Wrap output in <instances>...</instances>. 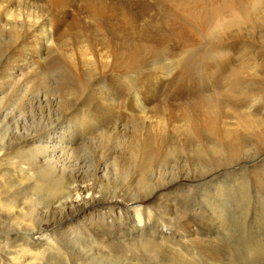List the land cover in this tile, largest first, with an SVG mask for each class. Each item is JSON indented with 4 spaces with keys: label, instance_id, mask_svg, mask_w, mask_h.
I'll return each instance as SVG.
<instances>
[{
    "label": "rangeland",
    "instance_id": "374dc122",
    "mask_svg": "<svg viewBox=\"0 0 264 264\" xmlns=\"http://www.w3.org/2000/svg\"><path fill=\"white\" fill-rule=\"evenodd\" d=\"M208 1L209 4L207 2V6H210L213 2H210L212 0ZM216 1L217 0H215V2ZM255 1L245 0L242 2L241 0V2L239 1L240 5L239 3L237 4L241 9L243 7L242 10H251L252 13L258 16V14L260 15L264 10V0H259V4ZM255 3H257L258 6H256L257 4L254 6L253 4ZM260 4L263 6L261 5L262 7H259ZM175 6L174 10L178 8V10L181 11L176 9L177 16L175 15V17L177 18L176 21L174 20L176 23L174 21L170 24L166 22V20L168 21L169 19L168 17L167 19H162V22L164 21L163 24L160 20L153 22V24L150 23L151 26L158 24L154 27L152 26V28L150 24L146 22L149 24H146V27L152 28H149L151 31L148 30V27L142 28L145 27L144 21V23L142 21L137 23L138 27L140 26L139 30L138 27H134L135 29H132L133 31L130 32V35L123 34L122 31H119L120 29H116V31H119V33L115 31L116 36L115 33L112 34L109 32L106 25L105 28L108 30L104 28L103 31L98 30L99 27L96 25H81V27H83V25L86 27H83V30L88 29V26L94 27V29L91 27L93 31H89L90 28L87 30L90 33L87 32L85 34L86 30L82 32L81 34H83V36H89L91 32L93 33L95 30H98V32H105V34H107L108 31L111 33V36H115V39L116 37L120 39L122 35H125V38L122 36L124 39H128L126 36H130L127 44L125 43L127 39H120V41H124L120 43L119 40L116 41L114 39V36H112V38L110 34H108L110 39H112L111 44L113 45L115 43L113 45L115 48L125 43L123 46L126 47L122 46V49L117 48V51L122 50V53L125 52L128 46H131L130 48L134 46L131 45L132 42H139L140 44V41L144 38L143 36L148 34L146 31H150L151 33L154 32L153 34L150 33L153 37L149 34L145 36L146 39L147 36H149V39H152L153 42L149 39H143L141 44L144 42V47L138 44L139 48H144L147 52L141 49V52L144 50L141 54L140 51H138L139 49H135L138 47L137 45V47H133L135 50L132 48L134 53L137 51L136 53L141 54L139 55V57L141 56L140 62L138 54L136 53L137 57H135V59L137 58V60L134 59V56L133 59L130 58L132 57L130 56V52L132 51H130L131 49L129 50V48L126 49L125 52L127 56H125V54L120 55L121 52L119 53L116 51L120 59H118L119 57L117 54L115 55L116 57L113 56V53L108 56L105 54L107 61V57L110 55V57L113 58L111 59L109 57L110 63H108L109 61L106 62L105 57L103 58L101 54H97L101 59L96 57L97 60H95V55L93 56L94 58L89 57L90 59L93 58L95 61L100 60L101 62L103 59L105 65L102 67L100 66L101 63L96 64L99 61L95 63L93 59V62L91 61L90 64V59L88 57L89 60L86 58V62L82 60L83 58H79L81 62H84H82L81 65L79 64V60H76V62L73 58L69 57L70 55L67 53L66 55L64 52L60 51L62 54L59 52L56 56L64 54L63 56L66 58L63 57L61 60V58H59L60 56H58V58L55 57V55L54 57L52 56L54 59L50 58L45 62L46 64L49 62V66L45 64V67H43L42 65L44 64L42 63L37 70L38 72L36 71L37 73L32 75L33 78L31 77L30 80L26 81L20 79L19 77L22 76L18 75L14 76L15 78H11V63L0 56V264H127L128 261H126L127 258L124 254H128V256L134 255V259H138L137 261L141 264L143 262V264H145L146 261L151 264H156L155 262H163V264H200L194 255L189 256V258L191 257L189 259L187 255H180L177 251L171 254H164L163 248H158L151 244L145 245L144 241L140 240V234L143 232L146 238L149 237L153 231L152 229H154L153 226L156 224L159 225V228L165 229L166 234H169L171 240H179L178 242L180 245L186 247V249L190 248L192 244L189 241L181 240V236L192 238V233L194 231L197 232V237H203V240H205L201 241V243L203 242L201 245L205 249L203 251L205 253L208 252L209 255H211V253H215V256L220 254L221 257L220 255L217 257L218 260L221 261V264H264V207H262L263 204L261 203H264V193L258 189L261 184L264 185V149L260 152L261 148L258 145H253L255 140L251 138L250 141L247 142L249 144L243 146L241 148L242 150H240L237 155L239 160L235 157L230 160L231 163H229V161L226 163L220 161L224 163V165L218 166L217 163H219V160L215 158V154L213 153H215L217 149L221 150L222 148L224 150H229L231 146L221 145L225 143V140L224 142L222 141V143L213 140L215 131L218 128L215 126L214 122L210 125L204 122V120L210 118L209 116H212L211 114L214 116L215 111L218 109V112L222 111L224 115L227 113L225 120L228 121L226 125L229 128H221V133H224L223 135L226 139L230 135H233L232 127L235 126L233 128H236V122L239 121L240 124L249 125V120L243 117V115L247 117L248 115L241 112V114H243L240 116V112L234 109L235 104L241 105L242 103L245 105L242 109H250V111H253L251 109L257 107V113H259L258 110H262L261 107L264 105H262L261 102L264 100V97H259L261 98V102H251L254 105V107L251 108L247 106V104H251L249 99L245 101L244 98L242 100L232 98L228 102L226 98L233 96H229V93L227 97L224 96L225 94L222 95L223 91L229 90L228 88H224L226 86L227 77L224 76V78H222L221 84L215 83V75H218L217 67L220 66V64L233 65L238 63V61L229 58V50L212 48V46H210L211 42L215 40L216 42L224 40L242 43L240 40L244 39V37L247 40L248 36L242 38L238 35L237 28L232 30V32L236 31L237 35L231 33L232 36H230L229 33L227 34L229 37H227V35L225 37V35L221 33V36H219L220 30L215 29V33L195 34L194 36H197L198 40L194 37V42L190 45L189 40L186 38L189 32H191L190 29H188L190 26V13L188 10L184 11L185 9L182 11L184 7ZM161 7L162 6L159 7L160 10ZM253 9L255 10L253 11ZM257 9H260L259 12H257ZM178 13H181L179 14L180 17L182 16L181 18L179 17V19ZM182 13L184 15H182ZM243 17L242 15L241 18ZM235 18L236 12H230L223 20L231 21ZM242 21L243 20H241V23L237 22L236 26L242 27L245 25L244 21L247 20L244 19V21ZM167 23L169 26L172 24L176 26L172 25L169 29V26L166 25ZM177 23L180 24V27ZM182 25L188 34H185L186 31L183 28V32L181 31ZM96 27L97 29H95ZM156 27L163 29L158 30ZM171 27H175V29H173L174 32L172 31L174 33L173 36L169 35L171 34ZM136 28L140 34L139 32L137 33ZM167 28L169 30H166ZM179 28L180 30L178 31ZM143 29H145L144 35H142ZM153 29H155V31H153ZM175 30L179 38H182V41L185 40L188 45L176 39L178 37ZM244 30L243 28V32ZM156 31L159 34H157ZM10 32L11 31L7 32L4 38H2L4 44H6L7 41V44H9L15 39V36L12 37L14 35L13 32H11V35H8ZM95 32L90 36L91 38L94 37L93 39L96 38V40L99 38L97 40L98 42L103 34L100 36V33L98 34L97 31ZM163 32H167L168 34H164ZM181 32H185L183 34L184 37ZM117 33L121 35H119L120 38H118L119 36ZM138 34L140 36L142 35L143 38ZM222 34L225 38L222 37ZM96 35L98 38L95 37ZM167 35L170 37L168 38ZM175 35L176 37L172 38ZM209 35L213 36L210 37ZM257 35L258 38L256 37V41L261 47H258V49H260L257 50L255 54L261 53L259 54L260 56H255H258V60H260L258 61V66H262L261 68L264 69V29ZM83 36L81 35V40H79L80 38L77 39L78 43L79 41L82 43ZM171 38L175 39L174 42H172L173 40ZM132 39H136L137 41L134 42ZM105 40L107 41V39ZM105 40L101 39V41H99L100 47L101 44H104ZM3 41L1 42L2 44H0V55L7 47H5ZM129 41L131 42L130 45ZM93 42L95 43L96 41L94 40ZM117 42L120 44L118 45ZM80 43H76V46L78 45L79 47ZM145 43H149V45L146 44L147 46H145ZM108 44L109 46L111 45L110 42ZM95 45L98 46L96 43ZM112 45L111 49H114ZM28 48L30 49V46L25 47L24 51L26 52ZM31 49L35 50V48L32 47ZM242 49L238 50V48H236L235 51L241 52ZM127 53H130V55L128 56ZM134 53L132 55H135ZM242 54L244 55L243 59H245V54ZM70 58L73 59L75 65L72 64V60L67 62ZM114 58L117 59V61ZM121 58H128V62L126 61L128 65L125 60V63H123ZM130 59L132 60L131 62ZM63 60L65 66L62 63ZM133 60L136 62H133ZM50 61L52 63H50ZM54 61L55 63H59L55 64ZM111 61L113 66L111 65ZM114 61L115 63L113 64ZM69 63L72 66H76L77 64L81 66L78 67L77 65L79 69L71 70L73 69L71 65L66 66L69 65ZM94 63L98 67L95 66V70L93 69ZM119 65H121L122 71ZM53 66L56 67L53 68ZM111 66L113 68L117 66L118 73L117 69L110 68ZM46 67L52 70L49 71ZM255 67L253 66V68ZM8 68L9 70H7ZM100 70H103L105 74ZM108 71L109 73H107ZM248 71H250V69H248ZM256 72H258V69ZM100 74L102 76H100ZM95 77L99 78V81L95 82ZM252 80L249 79L246 81L245 85H243V87H245L244 89L258 94L264 93V91H262L264 90V88H262L264 87L263 84L261 83V86L258 80ZM211 82H213V84H211ZM137 88H140L144 98L150 101L146 108H148L147 111L149 112L147 114L151 115L152 118L154 117L153 119H143L141 116H139V118H137L138 116L133 117V115H139L138 110L140 109L136 107H130L131 109L128 110L129 112L135 110L133 112L135 114L123 110L121 106L122 102H131L132 96ZM161 88L166 91L165 94L167 96L175 88H179L175 94L176 97L174 96L173 99L175 101L161 97V95H159ZM189 88L192 89L190 90ZM201 88L205 90L201 91ZM227 92L228 91H226V93ZM33 96L34 98L31 100L33 102L31 103L28 98ZM39 99H41V105L38 104ZM196 102L197 104L199 103L200 107L203 106L200 108V111L202 109V113L196 109ZM226 102H228V104ZM258 103L259 106H257ZM186 104L190 105V108L185 107L187 106ZM78 105H80L79 109L76 108L75 111V107ZM39 106H41V108ZM223 106H225V108ZM231 106H233V108H231ZM151 107L155 109V111L157 110L164 113L167 110L172 113V116H179L178 120L181 122L182 119V124H184L185 117L187 121L191 118L194 123H199V125H197L198 129L204 123V127L202 126L199 130L202 135L205 132L203 136L205 139L202 142L205 148L197 144L198 142L193 143L189 133H187L188 131L185 130L184 127H181L182 132L181 130L178 132L180 128L178 130L176 129L180 127L179 124L181 125L178 121L175 125L173 124L169 127V130H167L168 133L165 131L166 133L163 132L164 134H161L166 139L160 138V136L157 137L156 134H160L165 126L163 127L162 124V127L159 126V128L154 125V121H156V116H154V114L156 115L157 113ZM157 107L158 109H156ZM191 108L195 110L193 111ZM82 110H86L85 112L91 110V114L94 113L93 118L91 114H89L85 119L86 121L83 120V116L80 113ZM190 112H192V114ZM179 113L181 115H179ZM193 113H197L195 114L196 116L193 115ZM262 113L257 114L258 117L260 116V120L256 117V122L258 121L260 123V121H263L261 124L264 125V112ZM81 119L83 121H81ZM195 120L201 122H195ZM209 120H207V122ZM166 134L168 136H166ZM247 136H252V134ZM171 140L173 141L172 144ZM162 141L165 142V145ZM258 144L262 145L263 143L260 144L259 142ZM66 145L67 147H65ZM60 147H65L67 153H72L73 160L71 161V166L61 174L56 171L49 172L48 175L44 172L41 173V171H43L42 163L45 162L43 158L44 152L47 151V153H49L55 151V155H58L60 153ZM164 148L165 151L163 150ZM183 149L188 154L186 156L191 158L184 168L182 167L183 163L180 161L179 167L176 166L175 163H169V166L164 165L168 160L173 161L171 155L175 154L178 157H184L185 154L181 153ZM255 149L258 153L255 152ZM106 155H109V159L106 161L108 163L101 161ZM153 155H157L158 157L161 155L157 158L156 161L158 162L154 166L151 164L154 158ZM166 155H169L167 159L160 162V159ZM198 155L209 158H207L206 161L204 160L205 162L202 165L203 168L200 171L195 168L198 166L192 165L193 158H197ZM77 159L79 163L77 166H74L73 164H76L74 160ZM162 166L163 168L165 166L163 169V171L165 170L164 172L160 170ZM175 168L178 169L176 170ZM180 168L182 172L179 171ZM196 169L200 173H198V171L195 172L194 170ZM207 169L209 170L207 171ZM227 170H230V172ZM183 171L188 172L184 173ZM206 172L210 173L206 174ZM132 173L136 175L135 181L132 185L127 186V180ZM251 174L257 177V184L256 182L255 184L254 182H250L254 192L251 197L256 206L254 209L249 208L248 203H243L240 200L238 204L239 201H235L237 197L234 190L236 186H234L235 182L244 181L246 179L245 177L248 176L247 178H249ZM258 182L260 183L258 184ZM80 190L81 196L85 200H81L80 196L77 194ZM134 198H140L142 200L139 206H143L144 210H141L142 214H140L142 215L141 217L145 218L147 221L146 227L141 233H139L140 231L135 233L133 228L136 225V218L134 221L133 216L136 217L135 212L139 210H136L139 203L132 202ZM167 218L169 219L167 220ZM157 242L161 243L159 241ZM122 244H131L134 246L133 248L127 247L129 251L125 250L127 252L124 254L122 249L113 248L114 246L116 247ZM106 251L109 252V256L104 255ZM102 252H104V254H102ZM222 257L223 259H221ZM228 257L231 258L229 259ZM149 258L150 260L152 259V262ZM162 259L164 260L162 261Z\"/></svg>",
    "mask_w": 264,
    "mask_h": 264
},
{
    "label": "bare ground",
    "instance_id": "6f19581e",
    "mask_svg": "<svg viewBox=\"0 0 264 264\" xmlns=\"http://www.w3.org/2000/svg\"><path fill=\"white\" fill-rule=\"evenodd\" d=\"M205 1L206 0H0V41L2 40L3 41V39L2 38H4V36L7 34V32H9V31H11V32H13L14 33V35L12 36V37H14L15 39L12 41V42H10L9 44H7V42H6V44H4V41H3V44L5 45V49L1 52V55L0 56H2L1 58H4V59H6V60H8L11 64V74H10V77L11 78H13L14 76H16V75H18V76H22V77H19L20 79H23V80H26V81H28V80H30L31 79V77H32V75L35 73H37L38 71V69L40 68V66L42 65V63L44 64V65H42L43 67H45V62L48 60V59H50V58H52V59H54L53 57H54V55H55V57H57L58 58V56H60L59 58H61V60L63 59V57H65V56H63V55H61L62 53L60 52V51H62V52H64L65 54L67 53L68 55H70L69 57H71V58H73L75 61L77 60H79V58L80 59H82V60H84V62H86L87 60H86V58L88 57H93L94 55H95V60H97L96 59V57H99L97 54H101V55H103L102 57L104 58L105 57V59H106V56H108L109 54H112L113 53V56H115L116 54H117V52H121L120 53V55H124L125 54V52H126V49H128L129 48V50L130 51H132L133 52V50H132V48L134 47L135 48V46L137 45L138 46V44H139V42H136V43H131L130 41H131V39H130V41H129V45H130V43H131V45L133 46L132 48H130L131 46H128L127 44V42H128V39H129V37L130 36H126V37H128V39H127V41H125V43H127L126 45L128 46V48H124L125 49V52H123L122 53V50H119V51H117V48H121L122 49V46L123 45H125V43L124 44H122V45H120V46H118L120 43H123L124 41H120V39L122 40V38L124 37L125 38V35L122 37L120 34H118L119 33V31H122L123 32V34H128V35H130V32H132L133 30V28L134 27H138V24L137 23H139V22H143L144 24H145V27H142V28H147L146 27V22H148L149 24L151 23V24H153V22H157V21H161L162 22V19H164V18H168L169 17V19H168V21L166 20V22H169V24L170 23H173L172 21H176V18L177 17H175V15L177 16V10H178V8H175V10H174V6L176 5H178V6H180V7H184V8H182V11H183V9H185L184 11H187L188 10V12L190 13L189 15H190V26H189V28L188 29H190V31L191 32H189V35L186 37L188 40H189V43H190V45H191V43L193 44V42H194V37H195V39L196 40H198L197 39V36H194L195 34H211V33H215V29L216 30H220V32L219 31H217V32H219L220 34H219V36H221V33H223L224 35H225V37H226V35L227 34H229L230 33V36H232V34H236L237 32H238V35H240L242 38L244 37V36H248L247 37V40L245 39V37H244V39H241L240 41L242 42V43H237V42H230V41H217L216 42V40L215 41H213V42H211V44H210V46H212V48H214V49H220V50H229V58H233V60H237L238 61V63H236V64H233V65H231V64H220V66H218L217 67V71H218V75H215V79H216V82L215 83H218V84H221V81H222V78H224V76L225 77H227V82H226V86L224 87V86H222V87H224V88H228L229 90H225V92L223 91V94L222 95H224V96H228V93H229V96L231 95V96H233V97H228V98H226V101H228L229 102V100H231L232 98L233 99H239V100H242L243 98L245 99V101L247 100V99H249V101H250V103L252 102H256V101H258V102H261L260 101V99L261 98H259V97H264V93H260V94H258V93H256V92H253V91H249L248 89L247 90H245L244 88L245 87H243V85H245V83H246V81L247 80H249V79H254V80H258V83H260V85H261V83L263 84V86H264V69L263 68H261V67H259L258 66V64H259V62L258 61H260V60H258L259 59V57L258 56H255V55H259L260 53H258V54H255V52H257V50H259L258 49V47H261L260 46V44H258L257 43V41H256V37L258 36L257 34H259V32L262 30V29H264V10L260 13V15L258 14V16H256L257 14H254V13H252V11L251 10H242L243 9V7H242V9L239 7V5H240V3H239V1L241 2V0H217L216 2H215V0L213 1H210V2H213V3H211L210 4V6H207V2H208V4H209V1L207 0L206 1V4H205ZM245 0H242V2H244ZM255 1V0H254ZM259 1V0H258ZM258 1H255V2H257L258 3ZM262 1V0H261ZM237 3H239V5L237 4ZM257 3H255V4H253L254 6L257 4ZM260 3V2H259ZM258 3V4H259ZM261 3H263V2H261ZM242 4V3H241ZM258 4L256 5V6H258ZM159 5V6H158ZM262 4H260V6L259 7H262L261 6ZM158 6V7H157ZM160 6H162L161 7V10H160ZM175 6V7H176ZM177 6V7H178ZM241 9V11H240V9ZM244 9H247V8H244ZM248 9H250V8H248ZM160 10V11H159ZM255 9H253V11H254ZM258 10V11H257ZM256 11L257 12H259V10L260 9H257ZM178 11H180V10H178ZM251 11V12H250ZM255 11V12H256ZM181 12V11H180ZM230 12H236V18L234 19V20H231V21H224L223 20V18L226 16V15H228ZM162 13V14H161ZM184 13V12H183ZM182 13V15H184V14H187L186 12L183 14ZM179 14H181V13H178V15ZM254 14V15H253ZM242 15L244 16L243 18H241L242 17ZM255 16V17H254ZM179 17H180V15L178 16V19H179ZM182 17V16H181ZM180 17V18H181ZM239 18V19H238ZM226 19V18H225ZM243 20L244 21V19L245 20H247V21H244L245 22V25H243L242 27L241 26H236V23L237 22H240L241 23V20ZM170 20V21H169ZM182 20H183V18H182ZM184 20H186V19H184ZM174 21V22H175ZM178 21V20H177ZM179 21H181V20H179ZM242 21V22H243ZM160 22V23H161ZM165 22V23H166ZM164 23V21L162 22V24ZM176 23V22H175ZM240 23H238V24H240ZM82 24H84V25H92V26H94V25H96L97 27H99L98 28V30H104V28H105V25L107 26V28L109 29V32H111L112 34L113 33H115V31H116V29L117 30H119V31H116V32H118L117 34H118V36L120 35L121 36V38H120V36L118 37V38H120V39H117V37H116V39H115V36H116V33H115V36L114 35H112V36H114V39L117 41V40H119L120 41V43L118 44V42H117V46L118 47H116L115 48V46H113L112 44H111V40L112 39H110V37H109V35L108 34H110V36H111V33H109L108 31H107V34H105V32L103 33L102 31L101 32H98V30H95V31H97V33L100 35V36H102L101 34H103V36H102V38L101 39H103V40H105V39H107V41L105 40V42H104V44L102 45L101 43V47H100V45H99V41H101V39L97 42V40L99 39L98 38V36L96 35L95 37H97L98 39L96 40V38L95 39H93V38H91V34L93 35V33L95 32H91V34L88 36V35H86V36H83V34H81L82 32H84L85 30H86V32H85V34L87 33V32H89V31H93V30H91V27L90 26H88L89 28V31H87L88 29H84L83 30V27L84 28H86L84 25H83V27H81V25ZM144 24H143V26H144ZM149 24H147V25H149ZM151 24H150V27H154L155 25H158V24H155V25H152L151 26ZM169 24L167 23L166 25L167 26H169ZM178 24V23H177ZM136 25V26H135ZM140 25V24H139ZM165 25V24H164ZM166 25H165V27H166ZM172 25H175V24H172ZM172 25H170V26H172ZM179 25V27H180V24H178ZM185 25V24H184ZM141 26H142V23H141ZM170 26H169V29H170ZM176 26V25H175ZM97 27L95 28V29H97ZM150 27H148V30H150V29H152V28H150ZM160 27H161V25H160ZM178 27V26H177ZM184 26L182 25L181 26V31H182V28H183ZM215 27V28H214ZM93 29H94V27H92ZM107 28H105V30L107 29ZM139 28H140V26L138 27V30H139ZM141 28V29H142ZM150 28V29H149ZM156 28H158V27H156ZM214 28V29H213ZM235 28H237V32L236 31H234V32H232V30L233 29H235ZM243 28L245 29L244 30V32H243ZM107 29V30H108ZM135 29V28H134ZM163 28H161V29H159L158 28V30H162ZM168 28L166 29V30H169ZM173 29H175V27H171V31H170V33L171 34H169L170 36H173L174 35V31H173ZM185 31H186V29L185 28H183ZM83 30V31H82ZM136 30H137V28H136ZM137 30V33L139 32ZM144 31L142 32V35H144V32H145V29H143ZM147 30V29H146ZM157 30V29H156ZM157 30V31H158ZM180 30V28L178 29V31ZM210 30V31H209ZM214 30V31H213ZM151 31V30H150ZM150 31H146V32H148V34L149 35H151V34H153L154 32L153 31H155V29H153V33H151ZM156 31V32H157ZM173 31V32H172ZM176 31V30H175ZM189 31V30H188ZM8 33V35L10 34H12V33ZM121 32V33H122ZM135 32V31H134ZM133 32V33H134ZM156 32H155V34H156ZM159 32V31H158ZM157 32V34H159ZM183 32V31H182ZM181 32V34H182V36H183V34L185 33H182ZM206 32H208V33H206ZM216 32V33H217ZM90 33V32H89ZM151 33V34H150ZM164 33V32H163ZM162 33V34H163ZM167 33V32H166ZM166 33H164V34H166ZM175 33H177V31L175 32ZM232 33V34H231ZM240 33V34H239ZM254 33H256V34H254ZM95 34H96V32H95ZM94 34V35H95ZM139 34H140V32H139ZM138 34V35H139ZM148 34H146V35H148ZM163 34V35H164ZM168 34V33H167ZM185 34H188L187 33V31H186V33ZM218 34V33H217ZM222 34V37H224V35ZM234 34V35H235ZM262 34V33H261ZM7 35V36H8ZM81 35L83 36L82 38V43H80V41H79V43H80V46L78 47V45L76 46V43L77 44H79L78 43V41H77V39H79L80 37H81ZM134 35H135V33H134ZM134 35H132V36H134ZM137 35V36H138ZM142 35L140 36L141 38H143V39H145V40H147V39H149L150 37L149 36H147V39L145 38V36H143L142 37ZM162 35V36H163ZM177 35V37L178 38H176V39H178V40H181L182 41V38H179V36H178V33L176 34ZM176 35L174 36V37H172V38H175L176 37ZM237 35V34H236ZM99 36V37H100ZM111 36V37H112ZM138 36V37H139ZM159 36V35H158ZM168 36V35H167ZM170 36H168V38L170 37ZM186 36V35H185ZM210 37L211 36H213V35H209ZM218 36V37H219ZM11 37V36H10ZM85 37V38H84ZM139 37V38H140ZM151 37H153L152 35H151ZM184 37V36H183ZM199 37V36H198ZM209 37V38H210ZM221 37V38H222ZM224 37V38H225ZM227 37H229V35H227ZM261 37V36H260ZM113 38V37H112ZM123 38V40H126V39H124ZM133 38V37H132ZM137 38V37H136ZM171 38V39H172ZM208 38V37H207ZM216 38V37H215ZM220 38V39H221ZM258 38V37H257ZM7 39H8V37H7ZM143 39L140 41L139 39V41H140V44L139 45H144V42L141 44V42L143 41ZM171 39H169V40H171ZM183 39H185V38H183ZM186 39V40H187ZM219 39V40H220ZM226 39H229V38H226ZM6 40V39H5ZM79 40H81V38L79 39ZM96 41L95 43L96 44H98V46L97 45H95V43L93 42V41ZM114 40V41H115ZM134 42L135 41H137L136 39L134 40V39H132ZM144 40V41H145ZM150 40V39H149ZM148 40V41H149ZM161 40V39H160ZM173 41L172 42H174V40L175 39H172ZM209 40V39H208ZM214 40V39H213ZM258 40V39H257ZM1 41V42H2ZM77 41V42H76ZM115 41V42H116ZM150 41H152L153 42V40L151 39ZM0 42V44H2ZM110 42V44L112 45V47L114 48V49H111V45L109 46V44L108 43ZM151 42V43H152ZM170 42V41H169ZM182 42H185V40L184 41H182ZM239 42V41H238ZM259 42V41H258ZM181 43V42H180ZM82 44V45H81ZM147 43H145V46H147V45H149V43L146 45ZM158 44V43H157ZM156 44V45H157ZM174 44V43H173ZM172 44V45H173ZM176 44H177V42H176ZM185 44H187L188 45V43L187 42H185ZM184 44V45H185ZM150 45H152V44H150ZM178 45V44H177ZM27 46H30V49L28 48L27 50H26V52L24 51V49H25V47H27ZM136 46V47H137ZM3 47V46H2ZM31 47L32 48H35V50H32L31 49ZM123 47H126V46H123ZM144 47V46H143ZM149 47H151V46H149ZM179 47V46H178ZM244 47V48H243ZM133 48V49H134ZM236 48H238V50H240V49H242L241 50V52H239V51H235V49ZM123 49V50H124ZM136 50L137 49H139L138 51H140V53L142 54L143 52H144V48H139V46L137 47V48H135ZM134 49V50H135ZM141 49H144V50H142L143 52H141ZM148 49V48H147ZM155 49V48H154ZM128 50V51H129ZM262 50V49H261ZM264 50V49H263ZM117 51V52H116ZM127 51V52H128ZM146 51V50H145ZM59 52L61 53L60 55H58V56H56L57 54H59ZM132 52H130L131 53V55H130V53L128 54V56L130 55V56H132V57H130L131 59H133V56H134V59H135V57H137V55L136 54H138V53H134L135 55H132L133 53ZM147 52V51H146ZM259 52V51H258ZM227 53V52H226ZM225 53V54H226ZM242 53H244L245 54V59H243L244 58V55L242 54ZM66 54V55H67ZM105 54H107L106 56H105ZM141 54H138V58H139V62L141 61L140 59V57H139V55H141ZM143 55H145V54H143ZM227 55H228V53H227ZM53 56V57H52ZM62 56V57H61ZM111 56V55H110ZM109 56V57H110ZM117 56L119 57L118 59H120V56H119V54H117ZM125 56H127L126 54H125ZM260 56V55H259ZM68 57V58H69ZM84 57H85V59H84ZM109 57H107L108 58V61H107V59L105 60L106 62H108V63H110V60H109ZM116 57V56H115ZM123 57V56H122ZM66 58V57H65ZM69 59L67 62H69V61H71L72 60V64H74L75 65V63H74V61H73V59ZM78 58V59H77ZM87 58V59H88ZM89 58V59H90ZM92 58V59H93ZM111 59H113L112 57H110ZM142 58H143V56H142ZM88 59V60H89ZM92 59H90V64H91V61H92ZM93 59V60H94ZM99 59H101V57H99ZM115 59V58H114ZM122 59V58H121ZM127 59V60H126ZM126 59H122L123 60V63H125L126 61L128 62V58H126ZM130 59V62L132 61ZM203 59V58H202ZM224 59V58H223ZM222 59V60H223ZM67 60V59H66ZM86 60V61H85ZM94 60V61H95ZM116 61H117V59H115ZM124 60H125V62H124ZM135 60H137V58L135 59ZM135 60H133V62H136ZM230 60V59H229ZM76 61V62H77ZM99 61V62H98ZM98 61H95V63L96 62H98V63H96V64H99V63H101L102 64V62L104 61L103 59H102V62L100 61V60H98ZM113 61V60H112ZM112 61H111V65H112ZM120 61V60H119ZM203 61V60H202ZM201 61V62H202ZM206 61V60H205ZM204 61V62H205ZM228 61V60H227ZM240 61V62H239ZM62 62V61H61ZM79 64H81L82 62L79 60ZM83 62V63H84ZM89 62V61H88ZM87 62V63H88ZM93 62V61H92ZM105 62V63H106ZM121 62V61H120ZM126 62V63H127ZM129 62V63H130ZM200 62V63H201ZM217 62V61H216ZM50 63H52L51 61H50ZM54 63H55V61H54ZM59 63V62H58ZM58 63H55V64H58ZM63 64H64V66H65V62H64V60H63V62H62ZM61 63V64H62ZM86 63V64H87ZM94 63V64H95ZM115 63V61L113 62V64ZM192 63H194V62H192ZM196 63H197V61H196ZM203 63V62H202ZM48 64V65H47ZM46 64V66H49V62ZM55 64H52V65H55ZM60 64V65H61ZM67 64V63H66ZM79 64H77L78 65V67L79 66H81V65H79ZM93 64V63H92ZM93 65L94 66V70H95V66L97 67V65ZM100 64V66L102 67L103 65H105L104 64V62H103V64L101 65ZM107 64V63H106ZM116 64H117V62H116ZM119 64V63H118ZM263 64V63H262ZM9 65V66H10ZM51 65V64H50ZM71 64L69 63V65H66V66H70ZM72 66L71 65V68L73 67V69H71V70H77V69H79L78 67H77V65L76 66ZM108 65H110V64H108ZM108 65H106V66H108ZM125 65V64H124ZM127 65H128V63H127ZM186 65V64H185ZM185 65H183V66H185ZM199 65V64H198ZM197 65V66H198ZM206 65V64H205ZM211 65V64H210ZM63 66V65H62ZM99 66V65H98ZM105 66V67H106ZM113 66V65H112ZM110 67V68H113V67ZM115 66V65H114ZM120 66V70L122 71L123 69H122V67H121V65H119ZM118 66V67H119ZM187 66V65H186ZM193 66V65H192ZM196 66V65H195ZM201 66V65H200ZM203 66V65H202ZM253 66L255 67V68H253ZM51 67V66H50ZM54 67H56V66H53V68ZM88 67V66H87ZM117 67V66H116ZM116 67H114L113 69H115ZM204 67V66H203ZM212 67V66H211ZM46 68H48V67H46ZM67 68V67H66ZM65 68V69H66ZM70 68V67H69ZM75 68V69H74ZM98 68V67H97ZM107 68V67H106ZM105 68V69H106ZM100 69H102V68H100ZM109 69V68H108ZM117 69V73H118V68H116ZM193 69V68H192ZM194 69H196V68H194ZM248 69H250V71H252V72H250V71H248ZM258 69V72H256V70ZM7 70H9V68L7 69ZM43 70V69H42ZM48 70H49V68H48ZM52 70V69H51ZM51 70H49V71H51ZM83 70V69H82ZM92 70V69H91ZM99 70V69H98ZM104 70V69H103ZM103 70L101 71V72H103ZM107 70V69H106ZM126 70V69H125ZM37 71V72H36ZM69 71V70H68ZM80 71V70H79ZM97 71V70H96ZM105 71V70H104ZM121 71H119V72H121ZM25 72V73H24ZM44 72V71H43ZM70 72V71H69ZM82 72V71H81ZM88 72V71H87ZM94 72V71H93ZM225 72H227V73H225ZM71 73V72H70ZM85 73H86V70H85ZM91 73V72H90ZM107 73H109V71L107 72ZM122 73V72H121ZM34 74V75H35ZM39 74V73H38ZM73 74V73H72ZM80 74V73H79ZM83 74V73H82ZM102 74V73H101ZM100 74V76H102ZM103 74H105L104 72H103ZM123 74V73H122ZM174 74V73H173ZM90 75V74H89ZM171 75V74H170ZM200 75V74H199ZM74 76H76V75H74ZM98 77H99V75H98ZM15 78V77H14ZM33 78V77H32ZM82 79V78H81ZM95 79V82L96 81H99V78H94ZM178 79V78H177ZM92 80V79H91ZM179 80H180V77H179ZM224 80V79H223ZM253 81V80H252ZM176 82V81H175ZM225 82V81H224ZM169 83V82H168ZM177 83V82H176ZM175 83V84H176ZM248 83H249V81H248ZM250 83H251V81H250ZM211 84H213V82H211ZM135 85V84H134ZM133 85V86H134ZM223 85V84H222ZM259 85V84H258ZM250 86V85H249ZM262 86V85H261ZM173 87V86H172ZM136 88V87H135ZM247 88V87H246ZM259 88V87H258ZM262 88H264V87H262ZM169 89V88H168ZM178 89L179 88H175L171 93H169L168 94V96L165 94L166 93V91H164L162 88H161V91H160V94L159 95H161V97H164V99H168V100H173L174 99V96H175V94L177 93V91H178ZM190 90L192 89V88H189ZM203 90H205L204 88H201V91H203ZM261 90V89H260ZM168 91V90H167ZM226 91H228L227 93H226ZM262 91H264V90H262ZM2 92V91H1ZM221 92V91H220ZM258 92V91H257ZM261 92V91H260ZM28 93V92H27ZM30 93V92H29ZM49 93V92H48ZM61 93V92H60ZM190 93V92H189ZM217 93V92H216ZM219 94V93H218ZM61 96V95H60ZM220 96V95H219ZM26 97V96H25ZM28 97V96H27ZM44 97V96H43ZM155 97V96H154ZM176 97V96H175ZM180 97V96H179ZM34 98V96L33 97H30V98H28L29 100H30V102L32 103L33 101H31L32 99ZM51 98V97H50ZM222 98V97H221ZM38 99V98H37ZM128 99V98H127ZM158 99H159V97H158ZM200 99V98H199ZM259 99V100H258ZM167 100V101H168ZM224 100V99H223ZM173 101H175V100H173ZM198 101V100H197ZM225 101V100H224ZM223 101V102H224ZM234 101V100H233ZM233 101H232V103H233ZM38 102V101H37ZM203 102V101H202ZM201 102V103H202ZM222 102V103H223ZM228 102H226L227 104H228ZM236 102V101H235ZM114 103V102H113ZM150 103V101H148L146 98H144V96H143V94H141V90H140V88H137L136 90H135V93L133 94V96H132V99H131V102L129 101V102H122V104H121V106H122V108H123V110L124 111H128V110H130L131 108L130 107H136V108H138V109H140V110H138V114L139 115H133V114H135V113H133L135 110H133L132 112L130 111H128L129 113H133V114H131V115H133V117H136V116H138L137 118H139V116H141L143 119H147V118H152L151 117V115H148L147 113H149L148 111H147V109L148 108H146V107H148L147 105ZM154 103V102H153ZM184 103H186V102H184ZM184 103H182V104H184ZM188 103V102H187ZM219 103H221V102H219ZM238 103V102H237ZM241 103V102H240ZM247 104V106L248 107H254V105L253 104ZM264 103V100L261 102V104L262 105H264L263 104ZM38 104H40L41 105V99H39V102H38ZM43 104V103H42ZM225 104V103H224ZM177 105V104H176ZM180 105V104H179ZM185 105V104H184ZM187 105V104H186ZM195 105V104H194ZM207 105V104H206ZM222 105V104H221ZM51 106V105H50ZM79 106L80 105H78L77 107H75V111H76V108L77 109H79ZM152 106V105H151ZM162 106V105H161ZM190 105H187V106H185V107H189ZM237 107V109H236V107ZM243 106H245L244 104H242L241 103V105L240 104H235L234 105V109L236 110V111H238V112H240L239 114H240V116L244 113V114H247L248 115V117L245 115H243V117H246L247 118V120H249V125H246V124H240L239 123V121L238 122H236L237 124H236V128H233V127H235V126H233L232 127V131H233V135H230L229 137H227L226 139H229V140H226L225 139V136L221 133L222 132V129H224L225 127L226 128H229L227 125H226V123L228 122L227 120H225V117H226V115H227V113L224 115V113L221 111V112H218V110H216L215 111V113L214 112H212V113H214V116H213V114H211L212 116H209L210 118V120L209 119H207V120H209L208 122H207V120H204V122L205 123H208L209 125L211 124V123H213L214 122V124H215V126L218 128L216 131H215V136H214V139L213 140H215V141H218V143H222V141L224 142V140H225V143H222L221 145H230L231 147H230V149L229 150H224L223 148L220 150H218L217 149V151L215 152V153H213V154H215V158H217L218 160H219V163H217V165L218 166H220V165H224V163H226L227 161H229V163H231L230 162V160H232L233 158H235V157H237V160H239V157L237 156L238 154H239V152H240V150H242L241 148L243 147V146H247L249 143H247L248 141H250V139L251 138H253L255 141L253 142L254 144L253 145H255V146H259L260 148V152L262 151V149H264V125L263 124H261V123H263V121H260V123L258 122H256V117L260 120V116L258 117V115L257 114H259V113H262V112H264V106H262L261 108H262V110L261 111H259L258 110V112L259 113H257V107H254L253 109H251V110H253V111H250V109L249 110H244V109H242L243 108ZM257 106H259V103H258V105ZM32 107H33V105H32ZM40 108H41V106H39ZM152 107H155V106H152ZM151 107V108H152ZM179 107H181V108H183L182 106H179ZM178 107V108H179ZM193 107V106H192ZM196 109L197 110H199V112H201L202 111V109H201V111H200V108H202L203 106H201L200 107V105H199V103L197 104V102H196ZM210 107V106H209ZM220 107V106H219ZM219 107H217V108H219ZM224 108H225V106H223ZM43 108V107H42ZM45 108V107H44ZM81 108V107H80ZM159 108H160V106H159ZM176 108V107H175ZM190 108V107H189ZM214 108H215V105H214ZM227 108H228V105H227ZM231 108H233V106H231ZM258 108H260V107H258ZM153 109V108H152ZM156 109H158V107L156 108ZM192 109V108H191ZM216 109V108H215ZM222 109V108H221ZM72 110V109H71ZM70 110V111H71ZM154 111H155V109H153ZM162 110V109H161ZM193 110V109H192ZM195 110V109H194ZM193 110V111H194ZM230 110V109H229ZM86 110H82L80 113L82 114V119L83 120H85L88 116H89V114H91V110L90 111H87V112H85ZM165 111V110H164ZM231 111H233V110H231ZM127 112V113H128ZM157 114L155 115L154 114V116H156V118H155V120L156 121H154L155 123H154V125L155 126H160V127H162V124H163V127L165 126V130L163 131H161V133L160 134H156L157 135V137H159L160 136V138H165V137H163L162 135L164 134L163 132H167V130H169V127H171L173 124L175 125V123L178 121H180V120H178L179 118V116L177 117V116H172V113L171 112H169V111H167L166 110V112H164V113H162L161 111L159 112V111H155ZM158 112H159V115H158ZM198 112V113H199ZM204 112V111H203ZM226 112V111H225ZM237 112V113H238ZM241 112H243L242 114H241ZM126 113V112H125ZM182 113V112H181ZM188 113V112H187ZM191 114H192V112H190ZM202 113V112H201ZM150 114H151V112H150ZM195 114H197V113H195ZM194 113H193V115H195ZM263 114V113H262ZM5 115V114H4ZM76 115V114H75ZM158 115V116H157ZM179 115H181L180 113H179ZM183 115V114H182ZM188 115V114H187ZM199 115V114H198ZM48 116V115H47ZM74 116V115H73ZM93 116H94V113H92L91 114V117L93 118ZM196 116V115H195ZM235 116V115H234ZM6 117V116H5ZM91 117H90V119H91ZM128 117V116H127ZM140 117V118H141ZM190 117V116H189ZM243 117H241L242 119H244ZM72 118V117H71ZM154 118V117H153ZM152 118V119H153ZM235 118V117H234ZM81 119V121H83ZM89 119V118H88ZM57 120V119H56ZM75 120V119H74ZM95 120V119H94ZM98 120V119H97ZM141 120V119H140ZM139 120V121H140ZM183 120H184V118H183ZM200 120V119H199ZM197 121V120H195V122L197 121V122H201V121ZM202 120V119H201ZM241 120V119H240ZM244 120H246V119H244ZM86 121V120H85ZM89 121V120H88ZM87 121V122H88ZM148 121V120H147ZM186 121V122H185ZM185 121H184V124H182L183 123V121H182V119H181V122H179V123H181V125L179 124V126L180 127H178L176 130H178L179 128V131L178 132H180V130H181V132H182V128L184 127V129L185 130H187L188 132L187 133H189V135H190V137H191V139H192V142L194 143V142H198L197 144H199V145H201V146H203V144H202V142H203V140L205 139V138H203V136L205 135V132H204V134L202 135L201 134V132H200V128L204 125V123H203V125L201 126V127H199V129L197 128V125H199V123L198 124H196V123H194V121L193 120H191V118H190V120H186V117H185ZM134 122V121H133ZM151 122H153V121H151ZM83 123V122H82ZM242 123V122H241ZM243 123H244V121H243ZM246 123V122H245ZM149 124V123H148ZM261 124V125H260ZM132 125V124H131ZM145 125V124H144ZM177 125H178V123H177ZM207 126V125H206ZM214 126V125H213ZM214 126V127H215ZM157 127V128H158ZM159 127V128H160ZM174 127V126H173ZM172 127V128H173ZM175 127H177V126H175ZM182 127V128H181ZM204 127V126H203ZM215 127V128H216ZM158 128V129H159ZM206 128V127H205ZM222 128V129H221ZM174 129V128H173ZM172 129V130H173ZM204 129V128H203ZM207 129H209V128H207ZM220 129V130H219ZM230 130V129H229ZM121 131V130H120ZM160 131V130H159ZM184 131V130H183ZM201 131H204V130H201ZM212 131H213V129H212ZM244 131V132H243ZM165 132V133H166ZM209 132H210V130H209ZM217 132V133H216ZM223 132H224V130H223ZM226 132H228V131H226ZM225 132V133H226ZM241 132V133H240ZM127 133V132H126ZM163 133V134H162ZM168 133V132H167ZM184 133V132H183ZM229 133V132H228ZM252 134V136H247V135H249V134ZM162 134V135H161ZM169 134H170V132H169ZM179 134V133H178ZM182 134V133H181ZM224 136H222V135ZM244 134V135H243ZM64 135V134H63ZM176 135V134H175ZM208 135V134H207ZM155 136V135H154ZM166 136H168L167 134H166ZM233 136V137H232ZM177 137V136H176ZM181 137V136H180ZM160 138H158L159 140H162V139H160ZM172 138H174V137H172ZM183 138V137H182ZM209 138H210V135H209ZM52 139V138H51ZM157 139V138H156ZM166 139V138H165ZM175 139V138H174ZM173 139V140H174ZM178 139V138H177ZM207 139V138H206ZM122 140V139H121ZM141 140V139H140ZM143 140V139H142ZM179 140V139H178ZM108 141V140H107ZM155 141V140H154ZM160 142V141H159ZM163 142V141H162ZM167 142V141H166ZM172 140H171V144H172ZM182 142V141H181ZM183 142H185V141H183ZM252 142V141H251ZM260 142V144L261 143H263L262 145H259L258 143ZM59 143H61V142H59ZM140 143V142H139ZM164 143V145H165V142H163ZM158 144V143H157ZM174 144V143H173ZM184 144V143H183ZM191 144V143H190ZM232 144V145H231ZM51 145V144H50ZM55 145V144H54ZM59 145H61V144H59ZM153 145V144H152ZM168 145V144H167ZM176 145V144H175ZM180 145H181V143H180ZM51 146H53V145H51ZM133 146V145H132ZM141 146V145H140ZM183 146V145H182ZM44 147H47V146H44ZM58 147V146H57ZM65 147H67V145L65 146ZM65 147H60L59 148V150H60V153L58 154V155H55L56 154V152L54 151V152H49V153H47V151H45L44 152V155H43V158H44V161L45 162H43L42 163V168H43V171H41V173L42 172H44L46 175H48L49 174V172H60V174L62 173V172H65L66 171V169H68L71 165V161L73 160L72 159V153H67V150H66V148ZM169 147V146H168ZM186 147V146H185ZM193 147V146H192ZM48 148V147H47ZM203 148H205L204 146H203ZM218 148H220V147H218ZM158 149V148H157ZM171 149V148H170ZM177 149H178V147H177ZM246 149V148H245ZM47 150H49V149H47ZM56 150V149H55ZM164 151H165V148L163 149ZM256 150V149H255ZM254 150V151H255ZM152 151V150H151ZM155 151V150H154ZM244 151V150H243ZM253 151V152H254ZM35 152V151H34ZM153 152V151H152ZM200 152V151H199ZM203 152V151H202ZM253 152H252V154H253ZM255 152H257V150L255 151ZM254 152V153H255ZM181 153H184L185 154V156L184 157H178L177 155H171V159L173 160V161H171V160H168L167 162H165V166H169V163H175L176 164V166H178L179 167V165H180V163H179V161L181 162V163H183V165H182V167L184 168V166H186V164H188L189 163V161L191 160V158H189L188 156H186V155H188L187 153H186V151L183 149V151L181 152ZM244 153H245V151H244ZM258 153V152H257ZM206 154V153H205ZM245 155V154H244ZM256 155V154H255ZM161 156V155H160ZM159 156V157H160ZM169 155H166L165 157H163L162 159H160V162H163V161H165L166 159H167V157H168ZM203 155H198V157L197 158H193V164H192V161H191V164L193 165V166H198V167H195V168H197L199 171L203 168L202 167V165H203V163L206 161V159L208 158V157H202ZM82 157V156H81ZM153 161L151 162V164L154 166L158 161H156L157 160V158H159L157 155H153ZM74 158V157H73ZM77 158V157H76ZM109 159V155H106V156H104L103 157V159L101 160V161H104V162H106L107 160ZM149 159V158H148ZM209 159V158H208ZM216 159V160H217ZM256 159V158H255ZM82 160V159H81ZM80 160V161H81ZM100 160V159H99ZM205 160V161H204ZM74 161H76L75 163L76 164H73L74 166H77V164L79 163V160L77 159V160H74ZM210 161V160H209ZM220 161H222V162H224V163H222V162H220ZM159 162V163H160ZM106 163H108V162H106ZM207 163H208V160H207ZM233 163V162H232ZM171 164V165H172ZM236 164V163H235ZM191 165V166H192ZM205 165H207V164H205ZM204 165V166H205ZM160 166V165H159ZM165 166H164V168H165ZM173 167V166H172ZM171 167V168H172ZM217 167V166H216ZM223 167V166H222ZM222 167H220V168H222ZM163 166L162 167H160V170L162 171V172H164L163 171ZM190 168V167H189ZM188 168V169H189ZM193 168V167H192ZM200 168V169H199ZM219 168V167H218ZM226 168H227V166H226ZM176 169V168H175ZM178 169V168H177ZM176 169V170H177ZM194 170L195 172H197L198 170ZM209 169H211V168H209ZM209 169H207V171L209 170ZM190 170V169H189ZM215 170V169H214ZM226 170V169H225ZM249 170V169H248ZM260 170V169H259ZM179 171L180 172H182V169L180 168L179 169ZM198 171V173H200ZM203 171H204V169H203ZM203 171H201V172H203ZM227 171H229L230 172V170H227ZM226 171V172H227ZM264 171V170H263ZM134 172V171H133ZM136 172V171H135ZM184 172V171H183ZM186 172H188V171H185L184 173H186ZM192 172V171H191ZM223 172H225V171H223ZM243 172V171H242ZM257 172V171H256ZM75 173V172H74ZM204 173H205V171H204ZM207 173H210V172H206V174ZM253 173H254V171H253ZM264 173V172H263ZM68 174V173H67ZM73 174V173H72ZM256 174V173H255ZM186 175V174H185ZM190 175V174H189ZM202 175V174H201ZM210 175V174H209ZM57 176H58V174H57ZM60 176V175H59ZM64 176V175H63ZM263 176V175H262ZM261 176V177H262ZM61 177H62V175H61ZM65 177V176H64ZM135 177H136V175H135V173H132V175L130 176V178L127 180V183H126V185L127 186H130V185H132L133 184V182L135 181ZM248 176H246L245 178V180L244 181H237V182H235L234 183V186H235V193H236V199H235V201H241V202H246V203H248V207L249 208H251V209H254V208H256V206H255V204H254V201L252 200V194H254V192H253V189L251 188L252 186L250 185L251 183L250 182H254V184H255V182L257 181V177H256V175H254V176H252V174H251V176H249V178H247ZM260 177V176H259ZM37 178H38V176H37ZM170 178V177H169ZM199 178V177H198ZM264 178V177H263ZM178 179H179V177H178ZM35 180V179H34ZM239 180H241V179H239ZM264 180V179H263ZM262 180V181H263ZM176 181V180H175ZM204 182V181H203ZM260 182H258V184H259ZM264 183V182H263ZM256 184H257V182H256ZM52 187V186H51ZM84 189V188H83ZM258 189L261 191V192H263L264 193V185L263 184H261L259 187H258ZM140 191V190H139ZM69 192V191H68ZM138 192V191H137ZM75 193V192H74ZM77 194L80 196V198H81V200H85L84 198H82V196H81V190L79 191V192H77ZM255 196H257V195H255ZM141 197V196H140ZM190 197V196H189ZM256 198V197H255ZM258 198V197H257ZM259 199V198H258ZM260 200V199H259ZM142 200L140 199V198H134L133 200H132V202L133 203H139L138 204V207L136 208V210L137 209H139L138 211H136L135 213H136V217L135 216H133V219H134V221H135V218H136V225L133 227L134 228V230H135V233L136 232H138V231H140L139 233H141L144 229H145V227H146V219L145 218H142L141 216V210H144L143 209V206L142 207H140L139 205H140V202H141ZM240 201L238 202V204L240 203ZM261 201V200H260ZM236 202V203H237ZM262 204H263V206L262 207H264V203L263 202H261ZM180 204V203H179ZM200 205V204H199ZM235 205H237V204H235ZM171 206V205H170ZM238 206V205H237ZM82 207V206H81ZM145 207V206H144ZM135 208V207H134ZM249 208H248V210H249ZM166 210H168V209H166ZM263 210V209H262ZM141 213V214H140ZM131 216V215H130ZM148 216V215H147ZM150 217V216H149ZM234 218V217H233ZM153 219H154V217H153ZM156 219V218H155ZM169 218H167V220H168ZM171 219V218H170ZM172 220V219H171ZM150 221V220H149ZM163 221V220H162ZM165 221V220H164ZM168 222V221H167ZM173 222V221H172ZM126 223V222H125ZM156 223V222H155ZM172 224V223H171ZM170 226V225H169ZM181 226V225H180ZM122 227V226H121ZM171 227V226H170ZM153 228L154 229H152L153 231L151 232V234L149 235V237H145L144 236V233L142 232L141 234H140V240L141 241H144V243H145V245L146 244H151V245H154V246H156V247H158V248H163L164 249V254H166V253H174V252H178L180 255H187L188 256V258H189V256H196V259H197V261H198V263H200V264H221V261H219L218 260V255H220V254H218L217 256H215L213 253H211V255H209V253L208 252H204L203 250H205L204 249V247L201 245L202 243H201V241H205V240H203L204 238L203 237H197V232H193L192 234V238H185L184 236H181V240H186L187 242L189 241L191 244H192V246L190 247V248H188V249H186V247H182L181 245H180V243L178 242L179 240H177V241H175L176 243H177V245H176V243L173 241V240H171L170 238H169V234L167 233L166 234V231H165V229H161V228H159V225L158 224H156V225H154L153 226ZM171 228H173V227H171ZM131 229V228H130ZM160 229V230H159ZM123 232V231H122ZM150 232V231H149ZM103 233V232H102ZM120 233V232H119ZM118 233V234H119ZM105 234H107V233H105ZM99 235V234H98ZM125 235V234H124ZM128 235V234H127ZM195 235V236H194ZM200 235V234H199ZM172 237H174V236H172ZM205 237V236H204ZM120 239V238H119ZM128 239V238H127ZM130 239V238H129ZM208 239V238H207ZM210 239V238H209ZM108 240V239H107ZM109 240H111V239H109ZM122 240V239H121ZM140 241V242H141ZM157 241H159V242H161V243H158ZM213 241V240H212ZM112 242H114V241H112ZM116 242H117V240H116ZM138 242V241H137ZM136 242V243H137ZM186 243V242H185ZM212 243V242H211ZM112 244V243H111ZM116 244V243H115ZM190 244V245H191ZM114 245V244H113ZM204 245V244H203ZM216 245V244H215ZM111 246V245H110ZM134 246V245H133ZM133 246L131 245V244H122V245H118V246H114L113 248L114 249H122V251H123V254L125 253V252H127V251H129V250H127V247H132L133 248ZM99 247V246H98ZM103 247V246H102ZM112 247V246H111ZM122 247V248H121ZM113 248H111V249H113ZM146 248V247H145ZM113 249V250H114ZM119 249V250H120ZM210 249V248H209ZM208 249V250H209ZM217 249V248H216ZM228 249V248H227ZM125 250H127V251H125ZM143 250H145V249H143ZM191 250V251H190ZM117 251V250H116ZM134 251H137V250H134ZM151 251V250H150ZM162 251V250H161ZM228 251V250H227ZM100 252V251H99ZM138 252V251H137ZM129 253V252H128ZM138 253H140V252H138ZM150 253H152V252H150ZM149 253V254H150ZM208 253V254H207ZM219 253H220V251H219ZM98 254H100V253H98ZM102 254H104V252H102ZM114 254V253H113ZM121 254V253H120ZM119 254V255H120ZM131 254V253H130ZM154 254V253H153ZM230 254V253H229ZM104 255H110L109 254V252L108 251H106L105 252V254ZM122 255V254H121ZM159 255V254H158ZM162 255V254H161ZM262 255V254H261ZM103 256V255H102ZM124 256L127 258V260L126 261H128L127 262V264H141L139 261H137V260H135L134 258L135 257H133L132 255L131 256H128V254H124ZM123 256V257H124ZM163 256V255H162ZM168 256V255H167ZM166 256V257H167ZM174 256V255H173ZM137 257V256H136ZM140 257V256H139ZM220 257H221V255H220ZM219 257V258H220ZM121 258V257H120ZM125 258V259H126ZM146 258V257H145ZM156 258V257H155ZM168 258V257H167ZM191 258V257H190ZM189 258V259H190ZM229 258V257H228ZM231 258V257H230ZM229 258V259H230ZM262 258V257H261ZM117 259V258H116ZM221 259H223V257L221 258ZM220 259V260H221ZM148 260V259H147ZM149 260H150V258H149ZM164 259H162V261H163ZM67 261V260H66ZM141 261V260H140ZM151 262H152V259L150 260ZM262 261V260H261ZM149 262V261H148ZM186 262V261H185ZM184 262V263H185ZM144 263V262H143ZM142 263V264H143ZM156 264H163V262L162 263H160V262H155ZM189 263H191V262H189ZM145 264H151V263H147V261H146V263ZM167 264V263H166ZM224 264V263H223ZM231 264V263H230Z\"/></svg>",
    "mask_w": 264,
    "mask_h": 264
}]
</instances>
